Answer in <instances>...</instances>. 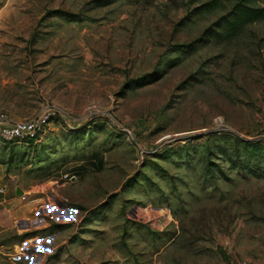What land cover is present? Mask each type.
Listing matches in <instances>:
<instances>
[{"label": "rangeland", "instance_id": "rangeland-1", "mask_svg": "<svg viewBox=\"0 0 264 264\" xmlns=\"http://www.w3.org/2000/svg\"><path fill=\"white\" fill-rule=\"evenodd\" d=\"M237 4L264 11L0 0V112L61 111L0 139V264L264 261V21L215 38Z\"/></svg>", "mask_w": 264, "mask_h": 264}, {"label": "built area", "instance_id": "built-area-1", "mask_svg": "<svg viewBox=\"0 0 264 264\" xmlns=\"http://www.w3.org/2000/svg\"><path fill=\"white\" fill-rule=\"evenodd\" d=\"M55 116H61V111L56 107L46 108L36 117L24 121L15 120L0 112V139L6 142H38ZM19 199L24 201L25 195L22 194ZM260 264H264V261Z\"/></svg>", "mask_w": 264, "mask_h": 264}, {"label": "trees", "instance_id": "trees-1", "mask_svg": "<svg viewBox=\"0 0 264 264\" xmlns=\"http://www.w3.org/2000/svg\"><path fill=\"white\" fill-rule=\"evenodd\" d=\"M257 21H264L263 10L237 4L230 13L229 19L225 21L221 33H216L215 38L221 41L230 40L239 33L242 27Z\"/></svg>", "mask_w": 264, "mask_h": 264}, {"label": "crops", "instance_id": "crops-1", "mask_svg": "<svg viewBox=\"0 0 264 264\" xmlns=\"http://www.w3.org/2000/svg\"><path fill=\"white\" fill-rule=\"evenodd\" d=\"M12 213L10 214L9 210L0 211V231L9 230V228H12L14 220L20 218V212L17 211L16 213ZM8 255H10V253H5L4 251L0 250V258L1 256L4 257Z\"/></svg>", "mask_w": 264, "mask_h": 264}, {"label": "water", "instance_id": "water-1", "mask_svg": "<svg viewBox=\"0 0 264 264\" xmlns=\"http://www.w3.org/2000/svg\"><path fill=\"white\" fill-rule=\"evenodd\" d=\"M22 194H23V191L20 188H16L15 195L16 196H21Z\"/></svg>", "mask_w": 264, "mask_h": 264}]
</instances>
